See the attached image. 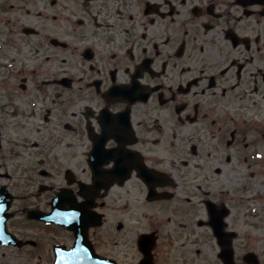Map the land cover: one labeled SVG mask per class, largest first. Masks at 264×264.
<instances>
[{
    "label": "flooded vegetation",
    "instance_id": "af4514ba",
    "mask_svg": "<svg viewBox=\"0 0 264 264\" xmlns=\"http://www.w3.org/2000/svg\"><path fill=\"white\" fill-rule=\"evenodd\" d=\"M263 222L264 0H0V264H243Z\"/></svg>",
    "mask_w": 264,
    "mask_h": 264
},
{
    "label": "rangeland",
    "instance_id": "374dc122",
    "mask_svg": "<svg viewBox=\"0 0 264 264\" xmlns=\"http://www.w3.org/2000/svg\"><path fill=\"white\" fill-rule=\"evenodd\" d=\"M254 237L253 240V247L256 249L257 252L261 255L262 264H264V222L260 223L257 228L253 229ZM212 250H210L211 252ZM206 259V260H205ZM203 260V264L206 261V264H220L217 259L213 257L210 253L208 254L207 258L204 259H192V262H196L197 264H200L199 261ZM44 264V261L40 260H33V261H26V260H18V264ZM13 264H16L14 261Z\"/></svg>",
    "mask_w": 264,
    "mask_h": 264
},
{
    "label": "water",
    "instance_id": "95a60500",
    "mask_svg": "<svg viewBox=\"0 0 264 264\" xmlns=\"http://www.w3.org/2000/svg\"><path fill=\"white\" fill-rule=\"evenodd\" d=\"M221 244L223 245L224 248V254L222 256V259L224 261L225 264H234L232 257H231V253L229 251V249L227 248V246L221 242ZM253 256H249L246 260L248 264H258V261H256V258H252ZM60 261L57 263L59 264Z\"/></svg>",
    "mask_w": 264,
    "mask_h": 264
}]
</instances>
